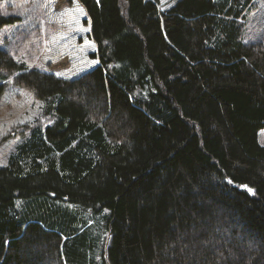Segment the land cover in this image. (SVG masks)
Wrapping results in <instances>:
<instances>
[{
    "label": "trees",
    "instance_id": "trees-1",
    "mask_svg": "<svg viewBox=\"0 0 264 264\" xmlns=\"http://www.w3.org/2000/svg\"><path fill=\"white\" fill-rule=\"evenodd\" d=\"M252 2L43 0L41 66L0 48V69L56 109L0 168V264H264ZM71 205L108 208L104 231Z\"/></svg>",
    "mask_w": 264,
    "mask_h": 264
},
{
    "label": "rangeland",
    "instance_id": "rangeland-1",
    "mask_svg": "<svg viewBox=\"0 0 264 264\" xmlns=\"http://www.w3.org/2000/svg\"><path fill=\"white\" fill-rule=\"evenodd\" d=\"M179 0H158L162 12L176 5ZM0 11L14 20L0 28V48L27 69L39 68L41 56L47 47L49 35L56 26L47 18L43 0H2ZM245 40L264 42V0H253L245 12ZM20 69H0V168L9 163L10 157L25 144L32 134L53 123L51 112L56 111L55 101L39 99L33 91L17 82ZM58 100V99H57ZM264 144V129L259 132ZM26 201L17 199L21 210ZM87 224V230L97 234L104 231L108 208L95 214L91 208L71 205ZM100 247L106 238L101 236ZM95 259V255H91Z\"/></svg>",
    "mask_w": 264,
    "mask_h": 264
}]
</instances>
